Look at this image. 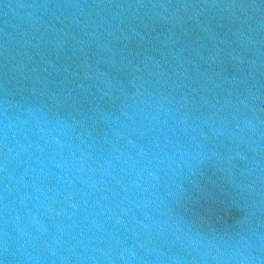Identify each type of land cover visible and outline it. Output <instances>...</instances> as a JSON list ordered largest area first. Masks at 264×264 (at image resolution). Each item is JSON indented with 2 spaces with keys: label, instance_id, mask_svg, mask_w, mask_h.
Listing matches in <instances>:
<instances>
[{
  "label": "water",
  "instance_id": "obj_1",
  "mask_svg": "<svg viewBox=\"0 0 264 264\" xmlns=\"http://www.w3.org/2000/svg\"><path fill=\"white\" fill-rule=\"evenodd\" d=\"M0 264H264V0H0Z\"/></svg>",
  "mask_w": 264,
  "mask_h": 264
}]
</instances>
